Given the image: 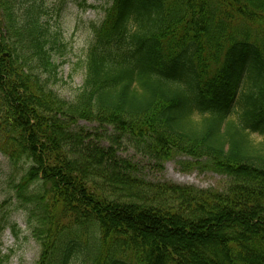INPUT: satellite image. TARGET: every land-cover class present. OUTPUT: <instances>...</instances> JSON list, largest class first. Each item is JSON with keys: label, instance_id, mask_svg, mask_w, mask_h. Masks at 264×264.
<instances>
[{"label": "trees", "instance_id": "16d2710c", "mask_svg": "<svg viewBox=\"0 0 264 264\" xmlns=\"http://www.w3.org/2000/svg\"><path fill=\"white\" fill-rule=\"evenodd\" d=\"M103 11L66 101L51 88L61 46L42 0H0V235H16L20 211L35 264H264V0H109ZM78 120L111 128L108 145L73 130ZM122 138L227 184L145 182L116 156Z\"/></svg>", "mask_w": 264, "mask_h": 264}, {"label": "rangeland", "instance_id": "374dc122", "mask_svg": "<svg viewBox=\"0 0 264 264\" xmlns=\"http://www.w3.org/2000/svg\"><path fill=\"white\" fill-rule=\"evenodd\" d=\"M46 15L42 21L48 25L49 33L57 36L61 52L52 54V62L57 68V81L51 88L66 100L74 99L84 79V59L90 38V24L98 22L104 15L103 8L109 0H42ZM73 130H84L101 137V144L108 145L107 136L112 134L108 126L100 128L93 122L78 120ZM255 142L261 140L257 133L251 134ZM116 156L128 160L136 168L134 176L149 183H168L192 186L203 190L222 191L227 178L211 170L196 168L185 170L183 163L191 162L184 156H173L157 163L141 151L128 138H122L116 149ZM184 169V170H183ZM8 171L6 157L0 153V203L7 197L5 177ZM9 221L14 224L15 233L10 227L0 235V257L2 264H35L39 247L32 239L25 224V216L20 211H13Z\"/></svg>", "mask_w": 264, "mask_h": 264}]
</instances>
